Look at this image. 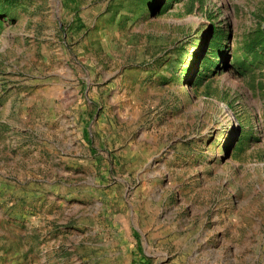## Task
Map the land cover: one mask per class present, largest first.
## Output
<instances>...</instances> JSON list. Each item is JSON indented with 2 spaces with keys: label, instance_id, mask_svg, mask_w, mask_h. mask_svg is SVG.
Here are the masks:
<instances>
[{
  "label": "rangeland",
  "instance_id": "1",
  "mask_svg": "<svg viewBox=\"0 0 264 264\" xmlns=\"http://www.w3.org/2000/svg\"><path fill=\"white\" fill-rule=\"evenodd\" d=\"M149 2L0 0V264H264V0Z\"/></svg>",
  "mask_w": 264,
  "mask_h": 264
},
{
  "label": "trees",
  "instance_id": "2",
  "mask_svg": "<svg viewBox=\"0 0 264 264\" xmlns=\"http://www.w3.org/2000/svg\"><path fill=\"white\" fill-rule=\"evenodd\" d=\"M68 2L74 3L75 0H66ZM180 2V0H150L148 8L152 14H157L158 16L165 14L169 11L173 4ZM5 16L4 13L0 12V23L1 18ZM227 35L224 31L219 30L218 28H213L212 33L206 39L204 43V48L200 50L195 55V69L193 76L197 81V85L203 84V81L206 77L210 78L213 75L218 73V70L221 68L219 63L215 60V57L218 56L223 50V41L226 39ZM246 53L253 56L254 58L259 57V55L264 53V33L260 32L251 36L246 43ZM180 49H185L182 46ZM184 51V50H182ZM215 52V53H214ZM246 61L237 60L235 63L236 68L246 67ZM196 66V67H195Z\"/></svg>",
  "mask_w": 264,
  "mask_h": 264
}]
</instances>
